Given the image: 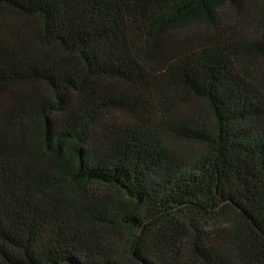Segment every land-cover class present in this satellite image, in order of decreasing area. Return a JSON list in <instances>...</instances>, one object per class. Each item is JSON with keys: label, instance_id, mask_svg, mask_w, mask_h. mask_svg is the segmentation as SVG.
<instances>
[{"label": "trees", "instance_id": "obj_1", "mask_svg": "<svg viewBox=\"0 0 264 264\" xmlns=\"http://www.w3.org/2000/svg\"><path fill=\"white\" fill-rule=\"evenodd\" d=\"M0 264H264V0H0Z\"/></svg>", "mask_w": 264, "mask_h": 264}]
</instances>
